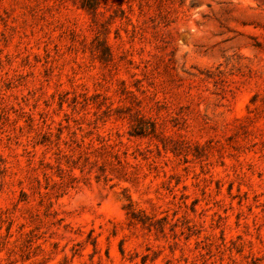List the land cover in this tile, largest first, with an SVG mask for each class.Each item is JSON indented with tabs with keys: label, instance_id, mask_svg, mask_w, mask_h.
<instances>
[{
	"label": "rangeland",
	"instance_id": "obj_1",
	"mask_svg": "<svg viewBox=\"0 0 264 264\" xmlns=\"http://www.w3.org/2000/svg\"><path fill=\"white\" fill-rule=\"evenodd\" d=\"M0 264H264V0H0Z\"/></svg>",
	"mask_w": 264,
	"mask_h": 264
},
{
	"label": "trees",
	"instance_id": "obj_2",
	"mask_svg": "<svg viewBox=\"0 0 264 264\" xmlns=\"http://www.w3.org/2000/svg\"><path fill=\"white\" fill-rule=\"evenodd\" d=\"M143 133V132H142Z\"/></svg>",
	"mask_w": 264,
	"mask_h": 264
}]
</instances>
